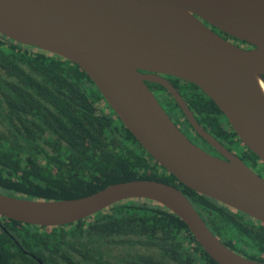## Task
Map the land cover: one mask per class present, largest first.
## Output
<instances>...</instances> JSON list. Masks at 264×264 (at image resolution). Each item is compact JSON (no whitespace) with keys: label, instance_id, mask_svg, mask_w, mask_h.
<instances>
[{"label":"water","instance_id":"1","mask_svg":"<svg viewBox=\"0 0 264 264\" xmlns=\"http://www.w3.org/2000/svg\"><path fill=\"white\" fill-rule=\"evenodd\" d=\"M211 27L254 48L245 50ZM0 35L78 65L140 145L182 184L264 224V179L196 120L159 75L199 87L264 163V0H0ZM158 75L196 133L227 159L194 144L146 85ZM157 202L183 220L218 264H264L227 247L176 186L113 184L78 199L29 200L0 191V216L61 227L128 200Z\"/></svg>","mask_w":264,"mask_h":264},{"label":"trees","instance_id":"2","mask_svg":"<svg viewBox=\"0 0 264 264\" xmlns=\"http://www.w3.org/2000/svg\"><path fill=\"white\" fill-rule=\"evenodd\" d=\"M190 86L197 91L186 100L197 121L219 131L227 119L199 87ZM39 156L47 160V169L38 164ZM135 180L183 186L227 247L264 262V224L197 193L166 171L78 65L0 38V191L29 200H67ZM0 264L218 263L168 208L135 199L61 227L0 216Z\"/></svg>","mask_w":264,"mask_h":264},{"label":"flooded vegetation","instance_id":"3","mask_svg":"<svg viewBox=\"0 0 264 264\" xmlns=\"http://www.w3.org/2000/svg\"><path fill=\"white\" fill-rule=\"evenodd\" d=\"M217 34L222 36L224 39L230 41L234 45L238 46L239 48L250 50L254 47L251 44H248L247 42L235 39L229 35H226L220 31H218L216 28L211 27ZM1 39L7 40L8 39L2 35H0ZM144 74L147 77V80L145 81L148 88L151 90V92L155 95L163 109L167 112L169 117L172 119V121L177 125V127L196 145L204 149L209 154L221 158V159H227V156L221 152H219L217 149H215L208 141H206L204 138L199 136L194 128L189 124L188 119L186 118L185 114L183 113L180 106L177 104L176 100L173 98V96L168 92V90L158 81V75L155 73H146ZM161 78L165 79L167 82H169L171 85H173L178 92L182 95L183 99L187 103L186 96H189L188 94L193 92L195 93L197 90L195 87H191L190 83L181 79H178L176 77L168 76V75H159ZM195 88V89H194ZM201 93V92H200ZM188 105V104H187ZM177 106V107H176ZM190 108V107H189ZM192 111V110H191ZM193 112V111H192ZM194 114V112H193ZM195 116V115H194ZM196 118V117H195ZM197 120V119H196ZM202 126V125H201ZM222 128L219 129V131H209L208 129L203 128L210 133L218 142H220L224 148L227 150L226 153L230 155H234L237 158H239L241 161H243L252 171H254L257 175L262 177L264 179V163L239 139L237 134L228 126V123L223 122L221 124ZM23 160V166L26 167L28 162L26 159V155L24 156ZM38 164L42 165L47 169L48 162L47 160H44L43 157L39 156L37 158ZM154 165V161L151 160ZM49 167H51V172L54 173V168L52 164H49ZM160 171L163 170L159 168ZM181 190L184 189L183 186L179 187ZM195 209L198 211L200 216L202 215L197 203L195 202L194 196L191 197L190 193L189 196L186 195ZM203 218V216H201ZM204 220V218H203ZM206 223V222H205ZM210 228V227H209Z\"/></svg>","mask_w":264,"mask_h":264}]
</instances>
